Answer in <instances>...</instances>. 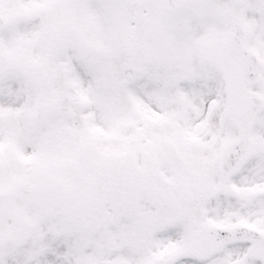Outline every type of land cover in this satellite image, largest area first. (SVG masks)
Returning <instances> with one entry per match:
<instances>
[{
	"label": "snow or ice",
	"instance_id": "snow-or-ice-1",
	"mask_svg": "<svg viewBox=\"0 0 264 264\" xmlns=\"http://www.w3.org/2000/svg\"><path fill=\"white\" fill-rule=\"evenodd\" d=\"M0 264H264V0H0Z\"/></svg>",
	"mask_w": 264,
	"mask_h": 264
}]
</instances>
